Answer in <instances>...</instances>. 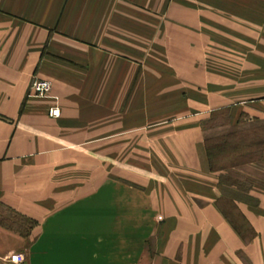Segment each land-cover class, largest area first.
Wrapping results in <instances>:
<instances>
[{
	"label": "crops",
	"instance_id": "1",
	"mask_svg": "<svg viewBox=\"0 0 264 264\" xmlns=\"http://www.w3.org/2000/svg\"><path fill=\"white\" fill-rule=\"evenodd\" d=\"M232 35L239 73L217 72ZM184 68L208 100L242 101L233 120L264 119V0H0V264H264V190L238 206L247 239L218 205L199 117L151 129L150 103L137 112V84ZM34 80L52 99L29 96Z\"/></svg>",
	"mask_w": 264,
	"mask_h": 264
},
{
	"label": "rangeland",
	"instance_id": "2",
	"mask_svg": "<svg viewBox=\"0 0 264 264\" xmlns=\"http://www.w3.org/2000/svg\"><path fill=\"white\" fill-rule=\"evenodd\" d=\"M233 28H240L238 23H232ZM218 43V42H217ZM241 42L240 37L232 35L225 39V43H221V47L217 48L215 53L209 54L215 59L220 65L215 68L218 71H224L232 74L239 73V61L241 58ZM208 53V52H207ZM206 59L209 61V58ZM176 53H169V56ZM154 57L158 53H152ZM155 58H153L154 60ZM192 59L191 56L188 58ZM208 64V63H207ZM226 64V65H225ZM225 65V66H223ZM225 67V69H224ZM214 69V68H213ZM170 70V69H169ZM184 70V71H183ZM182 70L185 79H182L181 84L171 85L170 77H167L162 83H152L149 85H136V106L137 112L142 109L144 111V101L150 103L152 110V127H156L154 121L158 117L163 116L164 119L169 120H180L183 118H188L192 115L199 117L201 120V128L203 132L204 139H214L226 135L231 131L246 132L252 129L257 122L264 121V119H255L247 115L241 114L237 121L233 120L231 117L232 107L238 108L241 104V100H208L207 90L205 87L194 84L192 82L191 70L190 68H184ZM234 76V75H233ZM238 76L232 77V80L239 81ZM168 81V82H167ZM144 86L146 90H144ZM173 87L175 90H173ZM236 88V90H234ZM239 84L233 82L231 85L232 94H238ZM192 91H195L193 94ZM227 103L228 106L218 107L219 104ZM148 106L146 105V108ZM217 107V108H216ZM197 114V115H196ZM162 117V118H163ZM139 132H137V135ZM248 138L244 139V143L248 146L246 153H241V147H233L235 155L229 157L226 162L229 163L227 166H232L234 164H241L240 167L234 168L230 172H221L219 176L221 177L220 189V199L218 202L219 207L225 213L227 218L233 223V226L247 239L251 238V231L246 224L245 220L241 216L238 210L239 205H249L254 206L256 200L251 197L250 193L254 190H264L262 187L264 184V161L258 162L259 160H264V148L258 145L254 136L248 135ZM204 146V144H203ZM258 159L257 163L254 159ZM261 158V159H260ZM253 161V162H251ZM108 171L107 169H105ZM121 172H136L145 174L148 171L143 168L134 167L132 165L128 166L126 164H120ZM220 180V178H219ZM263 180V181H262ZM121 182L127 184V180L121 179ZM254 182V183H253ZM243 183H253L248 195L242 192L241 185ZM238 185V187L236 186ZM261 185V187H260Z\"/></svg>",
	"mask_w": 264,
	"mask_h": 264
},
{
	"label": "trees",
	"instance_id": "3",
	"mask_svg": "<svg viewBox=\"0 0 264 264\" xmlns=\"http://www.w3.org/2000/svg\"><path fill=\"white\" fill-rule=\"evenodd\" d=\"M256 122L257 124L252 129L246 132L231 131L221 137H217L214 139H209V138L204 139V151H205V155L207 159V166H208L209 172L211 173L230 172L234 168L240 167L241 165L245 164V163H241V164H234L232 166H227V164L229 163H227L226 160L229 157L235 155L233 149H236V148H233V147H236V146L241 147V148H238V149L243 148L241 153H246L248 146H246V144L243 141L245 138H248L247 137L248 135H252L256 139L259 138L258 139L259 141H257V143L259 146L264 148V121H256ZM257 161L258 159L255 158L254 162L257 163ZM263 161L264 160H259L258 162H263ZM262 179L264 180L263 177ZM253 183H249V184L243 183L241 185L242 187H239V188L242 189V192L244 194L248 195L250 189L253 186ZM220 184H221V177L219 180V185ZM236 186L238 187V185ZM262 187L264 188V185ZM223 215L227 217L224 212H223Z\"/></svg>",
	"mask_w": 264,
	"mask_h": 264
},
{
	"label": "built area",
	"instance_id": "4",
	"mask_svg": "<svg viewBox=\"0 0 264 264\" xmlns=\"http://www.w3.org/2000/svg\"><path fill=\"white\" fill-rule=\"evenodd\" d=\"M29 96L32 98H37V99H52L51 83L45 80H34L31 83V86L29 89ZM59 115H60V112L57 106H52L49 109V117L58 118ZM10 261L16 264H20V263H23V257L22 255H11Z\"/></svg>",
	"mask_w": 264,
	"mask_h": 264
}]
</instances>
